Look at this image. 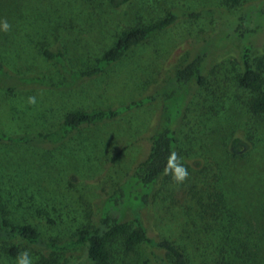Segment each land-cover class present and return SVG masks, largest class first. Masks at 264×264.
I'll use <instances>...</instances> for the list:
<instances>
[{"label":"rangeland","instance_id":"rangeland-1","mask_svg":"<svg viewBox=\"0 0 264 264\" xmlns=\"http://www.w3.org/2000/svg\"><path fill=\"white\" fill-rule=\"evenodd\" d=\"M91 1L97 20L81 19V33L66 42V63L74 70L91 66L119 27L145 26L169 10L177 18L119 62L73 83L40 53L25 49L17 56L0 44L7 71L0 79L2 132H46L68 111L120 108L143 99L112 119L80 127L57 144L0 141V220L28 224L41 237L58 242L95 225L104 198L149 146L159 91L189 56L202 51L203 82L191 81L188 89L177 90L169 114L174 125L177 106L184 105L175 151L188 178L177 184L169 175L159 177L138 210L139 218L147 236L174 242L188 264H264V113L249 110L253 92L236 83L243 41L232 33V17L248 12L252 24L260 23L248 41L253 54L264 57V0H130L114 10L106 0ZM206 8L217 13L202 18L180 13ZM20 76L69 85L22 84L16 81ZM9 86L13 89L8 92ZM30 96L36 97L35 104L28 103ZM123 220L132 225L129 210ZM13 243L18 253L28 250L34 264L63 259L91 264L80 247L48 252L17 239L0 241V264H16L18 254L7 253ZM108 251L110 264H143L145 259L156 264L160 258L171 264L159 248L138 246L126 252L119 238L108 242Z\"/></svg>","mask_w":264,"mask_h":264},{"label":"trees","instance_id":"trees-1","mask_svg":"<svg viewBox=\"0 0 264 264\" xmlns=\"http://www.w3.org/2000/svg\"><path fill=\"white\" fill-rule=\"evenodd\" d=\"M129 1L106 0L111 10L121 8ZM95 9L91 0H0V21L6 19L11 25L7 32L0 30V44L8 52L13 51L17 56L25 54V49L40 53L45 59L55 63L73 83L81 78L98 75L110 65L119 62L131 48L156 36L177 18V14L169 10L161 18L145 26L119 27L115 31L116 34L110 46L93 59L91 66L81 70L71 69L66 63V42L71 36L73 38L74 35L81 33V19L88 22L89 19L90 21L97 20L98 15ZM180 13L191 18H202L214 17L217 11L206 8ZM232 19L234 20L233 36L243 41L239 54L240 72L236 75V83L253 92L247 102L249 110L255 114L264 113V57L254 55L251 43L248 41V38L259 30L260 23L252 24L248 12L235 15ZM99 21L101 23L102 20L99 19ZM205 57L206 54L202 51L189 56L159 91L161 103L155 115L154 128L149 136V146L145 154L132 166L125 180L104 198L95 225L79 228L71 238L58 242L51 238L41 237L28 224H11L0 220V241L17 239L48 252H61L80 247L89 263L110 264L108 242L119 238L126 252L138 246L148 250L154 247L161 249L171 264H188L185 253L174 242L166 238L153 239L147 236L138 210L148 202L152 187L158 178L164 175L162 170L166 157L176 148L178 120L184 105L178 104L176 113L179 117L175 119L174 125L171 124L173 119L169 114L171 113L170 108L174 106L171 104L172 96L177 90L183 92L185 88L188 89L191 81L196 84L203 82L202 71ZM5 75L7 71L0 58V79ZM16 81L22 84L47 87L69 85V82L53 83L38 76H20L16 77ZM12 89V86L5 88L8 92ZM142 102L143 99L132 100L120 108L113 109L68 111L49 131L19 135H10L0 131V141L22 144H57L82 126H91L100 121L112 119L121 111ZM235 141L236 139L233 140V145ZM127 210L131 213L132 225L123 220ZM7 253L16 256L18 254L17 243L10 244ZM150 254L155 258L156 255L152 252ZM57 264L72 263L63 259ZM143 264H147L146 259ZM156 264H164L163 258L158 259Z\"/></svg>","mask_w":264,"mask_h":264},{"label":"clouds","instance_id":"clouds-1","mask_svg":"<svg viewBox=\"0 0 264 264\" xmlns=\"http://www.w3.org/2000/svg\"><path fill=\"white\" fill-rule=\"evenodd\" d=\"M11 25L7 22L6 19L0 21V30L9 31ZM29 104L36 103V97H28ZM163 174L169 175L177 183H183L188 178V170L184 167L182 163V157L178 155L176 151H171L166 157L165 166L163 168ZM16 264H34L33 257L31 256L28 250H22L18 253Z\"/></svg>","mask_w":264,"mask_h":264}]
</instances>
